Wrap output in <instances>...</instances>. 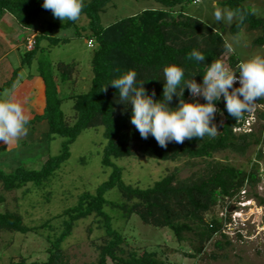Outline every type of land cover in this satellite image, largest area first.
<instances>
[{
	"label": "trees",
	"instance_id": "1",
	"mask_svg": "<svg viewBox=\"0 0 264 264\" xmlns=\"http://www.w3.org/2000/svg\"><path fill=\"white\" fill-rule=\"evenodd\" d=\"M144 1H154L160 7L105 26L101 15L110 0H83L84 6L78 20H67L64 24L51 23L39 33L33 31L39 16L52 12L43 7L44 0H0V21L5 15H11L21 28L33 33L31 36H35L36 41L34 49L25 53L21 67L14 70L10 80L0 90L11 88L18 80L20 71L26 65L32 66L41 40H48V51L71 41V38L51 37L53 29L75 27V37L85 35L89 45H94L90 47L93 50L91 88L80 94H62L68 83L76 84L74 76L78 63L53 65L44 59L37 60L38 76L44 85V107L41 113H35L29 119L26 127L37 130L40 124L46 123L49 146L57 138L64 141L61 153L49 157L40 169L21 166L14 172H7L0 166V237L4 233L25 236L33 233L44 236L49 244L46 260L31 261L19 255L11 257L9 264H71L63 244L72 236L77 224L90 217L98 219L99 229L104 234L91 241L97 258L89 264H172L166 256L168 249H163L162 245L135 249L130 238L115 227L116 220L128 223L134 216L144 225L168 230L179 245L188 243L190 251H183V254L190 259L200 257L207 244L217 236L223 239L214 243L219 252L232 246L225 233L226 226L233 223V215L228 210L235 203H242L241 197L248 193L247 189L253 191L264 181V171L261 169L264 131L236 132L235 129L246 123L248 113L237 121L227 112L226 101L221 97L215 102L217 112L212 123L218 127V133L214 138L205 135L202 139H186L183 144L173 141L168 143L167 148H162L151 134L147 139L141 137L131 123L132 106L121 103L119 90L110 84L127 71L134 70L137 73L136 86L144 83L147 94L152 95L154 90V99L161 101L166 83L165 67L176 65L184 69L183 86L192 76H195L198 84H202L207 66L216 59L224 60L228 55V66L233 70L241 59L234 50L228 52L225 49L227 41L220 32L185 13L186 5L197 4L199 0ZM250 1L253 0H223L220 4L245 17L243 22L236 20L232 24V35L239 36L244 29L259 31L261 34L253 40V45L263 47L264 17L258 16L246 5ZM83 20L87 21L86 25H82ZM193 50L200 51L205 61L188 60ZM234 87L240 86L235 84ZM183 98L186 102H194L196 97L185 88ZM179 99L174 96L170 107H178ZM67 100L73 101V115L65 114L62 109ZM201 103L207 101L203 99ZM256 103L264 106V98ZM257 118L264 120V112L258 114ZM98 127L104 128L106 145L101 163L105 171L111 169L108 179L95 193H81L76 205L61 214L39 225H27L18 209L9 208L7 195L23 189H26V195L34 190L45 193L44 197L50 203L52 192L47 189L51 188L63 165L70 159L71 146L84 131ZM253 149L255 157L248 170L215 159L216 155L225 152L245 157ZM137 157L160 162L185 161L191 172L187 177H182L180 169L176 168L152 187L141 188L126 183L124 168L117 164L119 160ZM82 163H86V158L82 159ZM112 191H117L120 198L108 199ZM250 191L248 196L255 197L264 205V199ZM220 209L225 214H220ZM88 231L91 234L93 228L89 227ZM213 258L217 260L219 257L214 254Z\"/></svg>",
	"mask_w": 264,
	"mask_h": 264
},
{
	"label": "rangeland",
	"instance_id": "2",
	"mask_svg": "<svg viewBox=\"0 0 264 264\" xmlns=\"http://www.w3.org/2000/svg\"><path fill=\"white\" fill-rule=\"evenodd\" d=\"M222 1L199 0L197 4L186 5L184 10L188 15L202 20L220 32L225 40L233 45V50L241 60L248 59L255 54L264 55V46L253 45V40L261 34L259 31L244 29L239 36H234L231 33V26L236 19L231 23L215 20V8L225 9L220 4ZM246 5L258 16L264 17V0H253ZM159 7L160 5L154 1L110 0L106 11L101 15V20L103 25L108 26L123 18ZM66 22L67 20L63 22L54 17L52 12L42 13L35 23L33 31L40 33L51 23L64 24ZM86 24V20L82 22V25ZM30 34L31 32L21 28L9 14L0 21V87L10 80L14 70L21 67L23 57L27 52L26 38ZM75 34V27L53 29L51 37L71 38V41L54 46L50 51L47 50L48 40H41L40 49L32 66L26 65L18 75L19 85L15 90L16 99L19 96L21 99H27L29 90L34 84L32 79L39 78L37 71L39 58L47 60L53 65L61 62L78 63V70L74 76L76 84L70 82L64 89L62 88L63 96L80 94L90 90L93 50L90 48L85 35L75 37ZM43 49L46 50L43 52ZM228 58L227 55L223 60L227 66ZM38 88L34 92L36 96H39ZM203 99V96H199L195 98L194 102L201 103ZM21 104L29 119L33 118L35 113L42 112L41 109L33 111L30 106ZM62 109L65 114L73 115V101H65ZM257 111L258 114L264 112V106L258 105ZM257 111L255 112L256 117L258 116ZM252 130L256 133L264 131V120L257 118ZM103 133V127L86 130L71 146L70 159L63 165L51 188L47 189L48 192H52L50 203H47L44 197L45 193L31 190L25 195L26 189H23L7 195L9 208L11 210L18 209L24 215L25 223L34 226L42 224L76 205L81 193L85 191L95 193L96 189L108 179L111 173V169L105 171L101 163L106 145ZM63 141L64 139L57 138L49 146L46 123L40 124L37 130L28 128L27 135L11 145H6L0 141V166L7 172H14L16 168L21 166L28 169H40L49 157H55L61 153ZM254 157L255 150L253 149L245 157L225 152L216 155L215 159L248 170ZM84 158H86L85 164L82 163ZM117 164L124 168L123 177L126 183L141 188L152 187L155 182L176 168L180 169L182 177H187L191 172L185 161L179 163L160 162L145 157H137L119 160ZM261 169L264 171V159L261 161ZM249 191L247 189L248 193ZM250 192L264 199V181ZM248 193L241 197L244 204L235 203L228 210L233 215L234 220L232 224L226 226L225 233L232 241V246L223 252H219L214 247V243L216 240L223 239L217 236L207 244L204 253L197 259H190L183 254V251H190L188 243L179 245L168 230L144 225L137 216H134L128 223L118 219L114 225L130 238L131 245L135 249L155 248L158 245H162L163 249H168L166 256L172 264H264V205L260 204L255 197H249ZM118 198L120 196L117 191L108 194V199L117 200ZM224 212L223 209L219 210L220 214H225ZM89 227L93 228L91 234L88 231ZM103 234L104 231L99 229L96 217L81 220L74 229L72 236L63 244L71 259V264H89L96 261L97 251L92 246L91 241L100 238ZM48 246L44 236L33 233L26 236L4 233L0 237V264H9L11 257L19 255H23L31 261H44L47 259L46 250ZM214 254L219 257L217 260L213 258Z\"/></svg>",
	"mask_w": 264,
	"mask_h": 264
},
{
	"label": "clouds",
	"instance_id": "3",
	"mask_svg": "<svg viewBox=\"0 0 264 264\" xmlns=\"http://www.w3.org/2000/svg\"><path fill=\"white\" fill-rule=\"evenodd\" d=\"M83 6V0H44L43 3L45 9L51 10L54 17L63 22L78 20ZM214 18L217 22L231 23L234 19L243 22L245 17L242 13L217 7ZM224 47L228 52L233 51L231 43L225 42ZM187 59L201 63L206 58L200 51L193 50ZM163 72L166 83L161 101L154 99V90L152 95L147 94L144 83L136 86L137 73L134 70L127 71L110 84L119 90L120 102L132 106L131 123L141 137L147 139L151 134L162 148H167L173 141L183 144L186 139H202L205 135L214 138L218 133V127L212 123L217 112L215 102L221 97L226 101L227 112L237 121L245 113H252L256 102L264 98V55L261 54L240 60L235 70L223 59L214 60L207 66L202 84L192 76L181 86L185 71L176 65L165 67ZM237 82L240 87H234ZM18 85L19 80L0 92V141L6 145L17 142L28 133L29 117L15 96ZM185 88L193 97L203 96L207 103L186 102L183 98ZM174 96L180 98L175 109L170 107Z\"/></svg>",
	"mask_w": 264,
	"mask_h": 264
},
{
	"label": "crops",
	"instance_id": "4",
	"mask_svg": "<svg viewBox=\"0 0 264 264\" xmlns=\"http://www.w3.org/2000/svg\"><path fill=\"white\" fill-rule=\"evenodd\" d=\"M30 36H31V34L29 36H27V38ZM27 38H26V40H27ZM32 80H33L34 84L32 85L31 89L29 90V94L27 95V99H21L19 96L17 98V100L20 103H24L26 106H30V109L33 111L38 110V109H41V111H42L43 107H44V85H43V82L40 78H34ZM38 86H39V88H38ZM36 88L39 89V96H36V94L34 93L36 91Z\"/></svg>",
	"mask_w": 264,
	"mask_h": 264
},
{
	"label": "built area",
	"instance_id": "5",
	"mask_svg": "<svg viewBox=\"0 0 264 264\" xmlns=\"http://www.w3.org/2000/svg\"><path fill=\"white\" fill-rule=\"evenodd\" d=\"M35 44H36L35 36L29 37L28 40H27L26 49L28 51L33 50L34 47H35ZM89 46L93 47L94 45L91 43ZM236 84H238L240 86V84L238 82ZM256 105L257 106H256L255 110L252 113H248V118H247L246 123L244 124V126L235 129L236 132L242 133V132H252L253 131L252 127H253L254 123L256 122V119H257V117L255 115V112L257 111V108H258L259 104L256 103ZM241 204H244V203H241ZM233 220H234V218H233Z\"/></svg>",
	"mask_w": 264,
	"mask_h": 264
}]
</instances>
